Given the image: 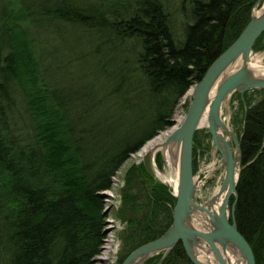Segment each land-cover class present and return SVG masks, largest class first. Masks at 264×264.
<instances>
[{
	"label": "trees",
	"instance_id": "1",
	"mask_svg": "<svg viewBox=\"0 0 264 264\" xmlns=\"http://www.w3.org/2000/svg\"><path fill=\"white\" fill-rule=\"evenodd\" d=\"M254 1L187 0L181 37L162 0H135L129 14L116 0L110 10L85 0L39 6L13 0L0 7V264H93L104 236L99 192L111 187L130 153L171 124L178 99L237 38ZM90 12L102 21L104 51L92 53L91 70L53 77L63 62L42 53L32 23L57 20L87 29ZM127 41L135 70H108ZM18 99L25 115L16 116ZM244 103L234 220L255 264H264V95ZM126 114L138 120L122 127ZM147 198L150 216L130 223L118 264L171 224L175 198L168 189L150 184ZM160 264L192 262L179 242Z\"/></svg>",
	"mask_w": 264,
	"mask_h": 264
},
{
	"label": "rangeland",
	"instance_id": "2",
	"mask_svg": "<svg viewBox=\"0 0 264 264\" xmlns=\"http://www.w3.org/2000/svg\"><path fill=\"white\" fill-rule=\"evenodd\" d=\"M12 1L13 0H0V7L3 6L7 9ZM112 1L113 0H85L88 6L95 7L97 9L101 6H103L104 9V5L106 6L107 4L109 5V7H107L109 10L112 8ZM116 1L119 2V9H121L122 6L127 8L128 14L135 6V0ZM162 1L170 15V18L172 19V29L174 30L176 37H181V24L183 20L180 9L181 6H184V9L188 12L190 2H187V0ZM24 2L26 4L33 3L35 6H39L43 0H24ZM263 6L264 0H255L251 8V13L257 12ZM106 12L107 11L104 10V16H107L108 13ZM87 15L89 16L87 29L62 23L57 20L44 22L41 19H35L32 23L31 27L34 30V33L38 35L39 43L45 47L42 48V53L51 56V52H53L52 57L60 59V63L63 62L60 71L52 72L50 70L53 77L56 78L62 73H65V71L71 73L73 70H91V68H93V63L96 61V57L92 53L97 49H102L103 44L102 34L97 29L101 28L102 21L100 20L98 13L90 12ZM104 47L102 51H104ZM49 48L50 50H48ZM119 48L121 55L118 56L119 52H115L117 56L110 59L107 66L108 70H135L132 62L134 55L130 52L132 49L131 43L127 41ZM134 48L136 49L135 45ZM90 56L92 59H90ZM257 56H259L260 61L264 63V37L258 40L252 47L249 60H253ZM76 65H79L80 69H75L74 66ZM195 83L190 86H194ZM244 93H246L245 97ZM244 93L242 95H240L239 92L232 93L225 100L220 111L222 121L227 125L228 129L238 140L241 133L242 119L246 107L244 100H247L249 103H254L264 95V90L253 89ZM181 100L182 96L174 105L170 121L180 110L186 113L189 105V99L186 97L184 103H182ZM17 105L16 116H18L19 113L25 115L22 108L23 105H19V99L17 100ZM140 108H144L143 105H141ZM134 117V114H126L125 117L122 116V118H120V124L122 122V127H125L131 122L128 119L138 120V118ZM173 124L174 123L171 121L169 126L158 130L151 139L156 137L160 131L163 132L164 130H168V127ZM172 131L173 130H171L170 133ZM118 132L120 134L126 133V131L121 127ZM193 136H195L194 142L192 139L193 176H196L199 169H202L203 171L199 173L196 180L197 182L206 180L202 186L199 185L197 187L195 201L197 204H200L204 203V201L213 195L216 188L221 184V174L223 169L220 166H216L215 170H213L209 175L207 174L208 170L205 169V166L210 165L213 158L215 162L219 163L220 156L218 152L214 151L211 147V138L207 129L198 127ZM148 141H146L141 147H143ZM165 155L164 148H157L155 151L147 152L139 158L127 157L128 159H126L121 166L117 168L111 177L112 189L99 192L102 203L100 214L102 217L103 232H105L104 234H106V237L107 234H111L114 237L108 264L119 263L122 253L127 247L125 243L127 242V236L130 233V223L137 222L139 220L143 222V217H146L147 215L150 216L147 198L150 190V184H162L169 189L165 179H160V175L170 177L171 179L173 175V170L168 166ZM113 177L114 179L112 180ZM106 192L111 195H107ZM232 200L233 197L230 198V205ZM94 261L93 264H102L99 262L94 263Z\"/></svg>",
	"mask_w": 264,
	"mask_h": 264
},
{
	"label": "water",
	"instance_id": "3",
	"mask_svg": "<svg viewBox=\"0 0 264 264\" xmlns=\"http://www.w3.org/2000/svg\"><path fill=\"white\" fill-rule=\"evenodd\" d=\"M263 32L264 6L250 14L249 21L237 38L218 55L201 79L194 84L183 122L163 142V146L171 145V151L176 155L173 161H177V185L173 196L175 203L171 224L159 237L130 251L120 264H142L149 257L161 254L156 263L160 264L179 242L192 264H229L226 249L236 250L244 264H255L253 251L238 232L234 220L237 200L235 187L241 170L239 141L222 121L220 111L225 100L234 92L242 95L253 89L264 90V80L251 76L246 67L252 47ZM236 61L240 62L239 66L226 72ZM205 109L211 147L218 152L219 166L224 171L219 192L226 193L218 212L212 211L217 192L201 205L195 201L192 139ZM231 197L233 200L230 205ZM196 210L207 220L209 230H201L191 224L192 215ZM195 249L209 253L210 260H199L195 256Z\"/></svg>",
	"mask_w": 264,
	"mask_h": 264
},
{
	"label": "bare ground",
	"instance_id": "4",
	"mask_svg": "<svg viewBox=\"0 0 264 264\" xmlns=\"http://www.w3.org/2000/svg\"><path fill=\"white\" fill-rule=\"evenodd\" d=\"M239 61H236L234 64L230 65L227 69L226 72L229 71H233L235 70L238 66H239ZM246 67L250 73L251 76L255 77V78H260L264 80V63H262L260 61L259 56L255 57L253 60H249V62L246 64ZM187 95L189 96V92L187 93ZM190 97H191V92H190ZM185 114L183 111H179L176 113L175 115V120H176V125L177 127L183 122L184 118H185ZM206 115H207V109H205L198 125L199 127H203L205 129H207V119H206ZM176 127V128H177ZM175 128V129H176ZM229 130V129H228ZM170 132H161L159 133L156 137H154L153 139H151L150 141H148L143 147H141V149L138 151V156H143L145 153L150 152V151H155L157 148H164L165 151V156L167 159V164L170 168H172L173 170V175H172V179L170 177H164L163 175H160V179L164 180L170 184V186L172 187H176L177 185V161L175 159V161H173V158L176 157V155L173 153L172 148L170 147L171 145L168 146H163V142L166 139V137L169 135ZM214 153V151H213ZM172 162V164H171ZM176 165H174L173 164ZM220 162L217 163L215 162L214 158L212 159L209 167H208V171L211 173L212 170L216 169V166H219ZM224 171L221 174V180L223 177ZM219 188L220 185L216 188L215 193L217 192V197H216V201H215V205L213 206L212 211L213 212H218L219 207L222 204L223 198L225 196L226 191H222L219 192ZM106 194L108 195V193L106 192ZM201 205V203L199 204ZM191 224L193 225V227L199 228L201 230H209L210 226L207 225L208 222L205 219V217L202 215V213L199 210L194 211L192 218H191ZM205 226V227H204ZM195 256L204 262H208L211 258L209 253H206L204 250H194ZM206 253V254H205ZM227 259L229 260V264H244L243 261L240 258V255L238 254V252L234 249H226L225 250Z\"/></svg>",
	"mask_w": 264,
	"mask_h": 264
},
{
	"label": "built area",
	"instance_id": "5",
	"mask_svg": "<svg viewBox=\"0 0 264 264\" xmlns=\"http://www.w3.org/2000/svg\"><path fill=\"white\" fill-rule=\"evenodd\" d=\"M192 88H193V85L192 86H189V88L186 90V92H185V94L184 95H182V100H181V102L182 103H184L185 102V99H186V97H188V99H189V101H190V92L192 91ZM189 92V96L187 95V93ZM172 117V116H171ZM174 124L172 125V126H170V127H168V130H164L163 132H170L171 130H175V128L177 127V125H176V120H175V116L173 117V119L171 120ZM159 133H161V131L159 132ZM158 133V134H159ZM141 149V148H140ZM139 149V150H140ZM139 150H137V151H135V152H133V153H130L129 155H128V158L129 157H133V158H135V157H137V158H139V156H138V151ZM140 157H142V156H140ZM127 158V159H128ZM121 166V165H120ZM208 167H209V165L208 166H205V169H207L208 170ZM215 170V169H214ZM203 170L202 169H199V171L197 172V175L195 176L194 175V183H195V187H196V190H195V198H196V191H197V187L199 186V185H203L204 183H205V181L206 180H203V181H199V182H197V180H196V178L199 176V173L200 172H202ZM213 171V170H212ZM207 174L209 175L210 174V172L208 171L207 172ZM207 175V176H208ZM204 178H205V176H204ZM114 179V177L112 178V180ZM167 183V182H166ZM167 185H168V187H169V189H168V191L170 192V194L172 195V196H174V194H175V188L174 187H172V186H170V184H168L167 183ZM110 189H112V184H111V187L109 188V189H107L106 191H108V190H110ZM171 189V190H170ZM105 191V190H104ZM108 195H111V194H108ZM105 233V232H104ZM106 234H104V236H103V238H102V240H101V243H100V246H99V249H98V252H97V254L94 256V258H93V261H94V263L95 262H99V263H102V264H108V262H109V258H110V252H111V250H112V243H113V240H114V237L111 235V234H107V237L105 236ZM105 237V238H104Z\"/></svg>",
	"mask_w": 264,
	"mask_h": 264
},
{
	"label": "flooded vegetation",
	"instance_id": "6",
	"mask_svg": "<svg viewBox=\"0 0 264 264\" xmlns=\"http://www.w3.org/2000/svg\"><path fill=\"white\" fill-rule=\"evenodd\" d=\"M158 171V170H157Z\"/></svg>",
	"mask_w": 264,
	"mask_h": 264
}]
</instances>
